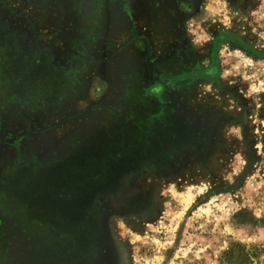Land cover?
<instances>
[{"label":"rangeland","instance_id":"obj_1","mask_svg":"<svg viewBox=\"0 0 264 264\" xmlns=\"http://www.w3.org/2000/svg\"><path fill=\"white\" fill-rule=\"evenodd\" d=\"M0 264H264V0H0Z\"/></svg>","mask_w":264,"mask_h":264},{"label":"trees","instance_id":"obj_2","mask_svg":"<svg viewBox=\"0 0 264 264\" xmlns=\"http://www.w3.org/2000/svg\"><path fill=\"white\" fill-rule=\"evenodd\" d=\"M203 73V72H202Z\"/></svg>","mask_w":264,"mask_h":264}]
</instances>
